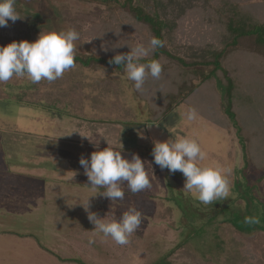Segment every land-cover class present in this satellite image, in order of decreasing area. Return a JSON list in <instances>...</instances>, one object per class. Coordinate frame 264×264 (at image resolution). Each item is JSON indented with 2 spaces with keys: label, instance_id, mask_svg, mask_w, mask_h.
<instances>
[{
  "label": "rangeland",
  "instance_id": "374dc122",
  "mask_svg": "<svg viewBox=\"0 0 264 264\" xmlns=\"http://www.w3.org/2000/svg\"><path fill=\"white\" fill-rule=\"evenodd\" d=\"M239 2L264 19V0ZM15 6L21 18L0 33L17 42L75 29V53L116 56L150 40L147 31H133L124 10L95 0H16ZM206 8L198 0L197 13L188 11L175 22L173 52L188 57L189 46L218 42L219 30L200 17ZM249 59L255 68L245 69L249 80L236 67L237 125L222 111L212 82L195 94L193 108L190 100L156 120L125 71L76 66L54 82L14 78L25 88L8 94L0 85V264H264V155L259 145L249 147V138L264 136V60ZM149 85L156 92L167 88L146 78L142 91L149 94ZM242 104L252 112L246 114ZM190 109L198 114L193 121L186 119ZM243 113L249 124L241 122ZM176 137L200 145L206 153L201 166L231 168L228 199L204 205L183 189L181 172L154 163V144ZM107 147L125 159L138 155L151 187L132 193L122 182L124 199L115 201L102 194L105 189L91 187L79 160ZM130 208L142 213V224L124 246L97 233L87 218L91 212L106 222L119 220ZM247 215L259 223H245Z\"/></svg>",
  "mask_w": 264,
  "mask_h": 264
},
{
  "label": "clouds",
  "instance_id": "9594fccd",
  "mask_svg": "<svg viewBox=\"0 0 264 264\" xmlns=\"http://www.w3.org/2000/svg\"><path fill=\"white\" fill-rule=\"evenodd\" d=\"M15 5L16 0H0V28L7 27L9 21L15 23L21 18ZM79 38V32L69 29L40 34L32 42L12 41L6 46H0V83H6L13 77L27 78L33 84L42 80L56 81L65 72L76 67L75 42ZM163 46L164 41L153 36L147 45L137 43L130 53L118 54L109 63L124 65L127 79L134 81V87L139 91L143 89L149 75L159 79L163 71L161 63L157 60L147 64L139 61ZM197 115L195 109H190L186 113V119L193 121ZM153 158L154 163L161 170L167 169L173 174L177 171L181 172L186 178L183 189L192 193L202 204L212 205L216 201L229 198L231 168L201 166L200 161L205 160L206 153L194 139L176 137L175 140L156 142L153 147ZM79 163L90 186L105 189L102 194L110 200L124 199L122 182H127L132 193L151 187L144 162L138 155H133L131 160L125 159L121 151L107 147L94 151L90 159L81 157ZM83 206L87 212L89 200ZM87 218L94 224L97 233L103 234L105 238L110 237L121 246L129 243V237L137 232L142 224V213L135 208L124 212L119 220L110 222L98 218L91 212L88 213ZM244 222L256 224L259 220L256 217L246 216ZM88 242L90 245L95 243L92 238H89Z\"/></svg>",
  "mask_w": 264,
  "mask_h": 264
},
{
  "label": "trees",
  "instance_id": "16d2710c",
  "mask_svg": "<svg viewBox=\"0 0 264 264\" xmlns=\"http://www.w3.org/2000/svg\"><path fill=\"white\" fill-rule=\"evenodd\" d=\"M95 1L105 5L108 9L117 7L124 10L129 20H131L130 24L132 23L134 32L136 29H139L140 33L141 31H147L149 39L155 36L164 41L163 47L158 48L147 58L140 60L139 63L147 64L152 60H157L163 66V61L167 62V71H162L159 79H151L150 75L147 77L152 85L155 84L157 88L162 83L164 88H167L156 92L153 88L150 89L149 85V97V94L145 91H138L133 86L135 96L147 102L146 108L150 110L152 119L156 120L163 117L171 112L175 106L192 101L203 85L212 82L219 93L222 111L234 125H237V115L233 109L239 80L236 67L244 70V72L245 69L254 71V66L248 61L250 60L249 57L264 60V19H261L255 10L240 3L239 0H203L207 8L200 17L207 20L210 25L213 24L214 29L219 30V39L215 45L189 46L190 54L188 57H184L171 49V34L178 19L182 18L186 12L193 11V9V12H196L195 4L198 0ZM125 28L121 26L124 32L128 30ZM12 41H15L13 37L0 33V46H6ZM114 57L77 52L75 53V63L79 67L89 69L105 68L123 73L125 71L124 65L109 63ZM247 73L249 80L252 75L249 72ZM131 84L134 85V82L131 81ZM151 92L156 93L151 95ZM191 103L188 106L193 108L195 103L193 101ZM242 106L246 107V114L252 112L253 108L250 104H242ZM246 114L243 113L240 119L242 123L249 124L247 122L248 116H243ZM201 115L204 114L201 113ZM253 137V140L249 138V147L253 143L259 145L258 152L261 156L264 155V136L258 134ZM252 148L251 146V150ZM254 154H256V151ZM237 217L239 216L237 215ZM239 221L238 218L234 226H238ZM261 221L264 225V213L261 216ZM243 226L245 225L243 224L239 228ZM249 226L251 225H247V227ZM163 262L165 261L160 259L153 264Z\"/></svg>",
  "mask_w": 264,
  "mask_h": 264
},
{
  "label": "crops",
  "instance_id": "0c3cea01",
  "mask_svg": "<svg viewBox=\"0 0 264 264\" xmlns=\"http://www.w3.org/2000/svg\"><path fill=\"white\" fill-rule=\"evenodd\" d=\"M14 78H17V77H13L10 81L6 82V83H0L1 87L6 91H7V94H8V90L10 91H17L18 89H24L25 86L23 83H20V84H17L13 81ZM33 85V84H32ZM28 86V85H27ZM31 87V88H30ZM30 89H32V86L30 85ZM5 96V95H4ZM14 96H10V98H13ZM47 113V112H46ZM58 121L63 123V119L61 120L60 118H58ZM5 233V231H3ZM3 232H0V233H3ZM7 234V233H6Z\"/></svg>",
  "mask_w": 264,
  "mask_h": 264
}]
</instances>
